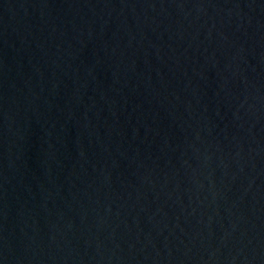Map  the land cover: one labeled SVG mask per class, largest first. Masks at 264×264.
<instances>
[{
  "label": "water",
  "instance_id": "water-1",
  "mask_svg": "<svg viewBox=\"0 0 264 264\" xmlns=\"http://www.w3.org/2000/svg\"><path fill=\"white\" fill-rule=\"evenodd\" d=\"M0 264H264V0H0Z\"/></svg>",
  "mask_w": 264,
  "mask_h": 264
}]
</instances>
